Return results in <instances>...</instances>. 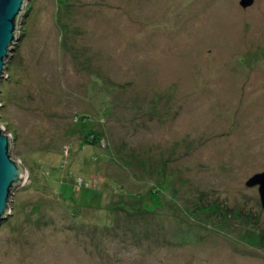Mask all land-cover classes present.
Segmentation results:
<instances>
[{
  "label": "rangeland",
  "instance_id": "1",
  "mask_svg": "<svg viewBox=\"0 0 264 264\" xmlns=\"http://www.w3.org/2000/svg\"><path fill=\"white\" fill-rule=\"evenodd\" d=\"M239 1H25L0 264H264V0Z\"/></svg>",
  "mask_w": 264,
  "mask_h": 264
},
{
  "label": "water",
  "instance_id": "2",
  "mask_svg": "<svg viewBox=\"0 0 264 264\" xmlns=\"http://www.w3.org/2000/svg\"><path fill=\"white\" fill-rule=\"evenodd\" d=\"M26 0H0V79L4 75L5 59L17 36V20ZM254 0H240L239 5L247 8ZM24 172L18 161L10 154V139L0 127V221L8 214V201L12 187L22 181ZM246 187L257 186L259 202L264 210V171L253 174Z\"/></svg>",
  "mask_w": 264,
  "mask_h": 264
}]
</instances>
